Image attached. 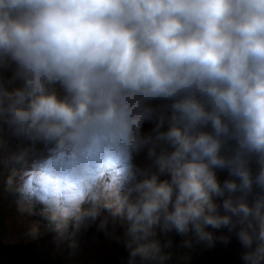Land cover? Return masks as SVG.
<instances>
[{
	"label": "clouds",
	"instance_id": "1",
	"mask_svg": "<svg viewBox=\"0 0 264 264\" xmlns=\"http://www.w3.org/2000/svg\"><path fill=\"white\" fill-rule=\"evenodd\" d=\"M97 127L153 162L129 164L114 193L128 264L170 259L160 233L211 246L209 228L264 264V0H0V129L63 144ZM59 179L42 174L38 198L67 220L49 190Z\"/></svg>",
	"mask_w": 264,
	"mask_h": 264
},
{
	"label": "rangeland",
	"instance_id": "2",
	"mask_svg": "<svg viewBox=\"0 0 264 264\" xmlns=\"http://www.w3.org/2000/svg\"><path fill=\"white\" fill-rule=\"evenodd\" d=\"M11 74L10 69L4 70L5 76H11ZM57 90H59L58 86ZM154 103L160 104L162 102L156 101ZM167 126L165 124L163 130H166ZM154 127V121L145 122L141 132H153ZM101 128L88 130L85 135L87 136L86 144L76 152L77 155H81L78 159L80 165L77 168L74 166V168L77 175L83 177L84 181L90 184L95 183L97 187L103 184L105 193L101 189H97L95 196L83 198L75 190L77 182L72 184L67 179L65 181L71 183V188L67 189L66 194H64L65 182L61 185L53 181L49 186V190L53 191L58 198L60 207L73 213L67 220L60 216L59 210L56 212V218L53 219V213L45 203V208L42 209L37 206L32 208V204L37 201L41 202L38 197L44 195L39 182L40 176L47 174L45 170L53 168V164L57 163V161L54 162L53 152H60L63 155L67 147L68 153L73 155L79 147L75 148L72 141H65L63 144L55 141L35 151L36 149L29 146L37 141H30L23 137L17 138L7 128L0 129V226L4 230L2 239L4 246L8 248L15 245L32 247L35 256L41 257L42 263L47 264H102L111 256V252L116 251L122 244L126 243L125 233L128 222L123 214L117 211L120 205L114 193L121 185L124 186L125 190L130 186L125 183V170L128 166L126 163L122 165L121 162V158L127 161L128 149L125 148L124 154L117 151V144L122 136L125 137V144L128 143L126 135L119 128H117L118 132H106V128L103 127L100 132ZM108 130H111V127ZM96 132H100V137L96 142L102 144L104 156L102 157L99 151H96L98 157L95 156L90 167L89 161L85 160L94 153V149L92 146L89 150L87 146L90 144L91 137L95 142ZM83 155L84 162H80ZM66 158L68 156L64 157V159ZM50 161L53 163L50 164ZM61 163H65V161H61ZM133 163L131 164L133 165ZM152 167L153 164H150L149 168ZM134 168L140 169L135 163ZM33 171L40 176L36 177L32 183V178L27 177ZM13 174L16 178L11 181L9 178ZM22 176L27 180L26 184L23 185L20 184L19 180V177L24 179ZM8 179L10 180L9 184L13 186V189H10V194L6 193L9 190ZM31 183L32 185L29 186ZM1 185H4L3 189H1ZM17 185L20 187L18 188ZM73 187L75 194L71 192ZM77 205L81 212H87L89 215L77 213ZM92 212H95L96 215H91ZM77 215L80 216L79 219H77ZM90 227H94L96 231L100 230L101 234L88 236L87 232ZM199 250V247H196L189 254L195 255L194 252ZM127 251L128 249L113 255L109 264L113 263L117 255ZM197 256L198 260L202 259L205 256V250L199 251Z\"/></svg>",
	"mask_w": 264,
	"mask_h": 264
},
{
	"label": "water",
	"instance_id": "3",
	"mask_svg": "<svg viewBox=\"0 0 264 264\" xmlns=\"http://www.w3.org/2000/svg\"><path fill=\"white\" fill-rule=\"evenodd\" d=\"M235 145L232 144L226 149L229 155L232 154ZM251 168L253 173L257 171V165L255 159L251 161ZM256 191H259L256 189ZM220 201H217L219 203ZM213 233V242L210 247L217 246V257L212 260L206 261V264H245L242 259L243 253L246 251L237 239L235 232H229L228 229L222 228L220 230L208 229ZM87 232V231H86ZM100 230L96 231L94 227H90L87 232L88 236L100 235ZM222 237L228 239H222ZM171 242L170 246L168 243ZM193 243H208L207 241H199L194 235L189 234L187 236L178 235L175 231L168 232L167 234L162 233V249L164 253H168L175 248L181 247L185 244ZM128 251L116 256L112 264H128ZM8 264H34L30 261V256L26 252H19L15 254ZM170 264H179L177 262H171Z\"/></svg>",
	"mask_w": 264,
	"mask_h": 264
},
{
	"label": "trees",
	"instance_id": "4",
	"mask_svg": "<svg viewBox=\"0 0 264 264\" xmlns=\"http://www.w3.org/2000/svg\"><path fill=\"white\" fill-rule=\"evenodd\" d=\"M22 143V140H21ZM39 145V143H38ZM40 148H36L35 151H38ZM14 178H16V176L13 174L9 179L14 180ZM230 177L228 176L227 171H220L218 172V179L221 181V183L225 180V179H229ZM8 179V186H9V190L6 191L7 194L11 193L10 189H13V186H11L10 180ZM6 184V183H5ZM4 188V185H1V189ZM34 206L45 208L44 205H41L38 202H34L32 204V208ZM0 223H1V219H0ZM3 234H4V230L3 227L0 226V264H8L9 262H11L13 256L19 252H26L30 255V261L34 264H47V263H42L43 261L40 260V258H38L37 256H35V253H33L32 251V247H28V246H23L20 247V245H15V246H11V247H6L4 246L5 244L2 242L3 239ZM158 240L160 241V243L162 242V233L159 234V236L157 237ZM206 246L205 248V255L207 257H210V255L213 256H217V246H213L209 248V243H193L190 244V246H187V244L175 248L174 250H172L171 252H168L167 254H170V259L166 260L164 262V264H170L171 262H177L179 264H206V258L205 256L198 260V256L197 253L198 252H194L195 255H190L189 253L196 247L199 246ZM126 243L122 244L118 249H116V251L111 252V256H109V258L107 260H105V262H103L102 264H109L111 261V258L113 255H115L116 253H118L119 251H123L126 250ZM105 257V256H103ZM102 257V258H103ZM42 259V258H41ZM212 264V263H210Z\"/></svg>",
	"mask_w": 264,
	"mask_h": 264
},
{
	"label": "flooded vegetation",
	"instance_id": "5",
	"mask_svg": "<svg viewBox=\"0 0 264 264\" xmlns=\"http://www.w3.org/2000/svg\"><path fill=\"white\" fill-rule=\"evenodd\" d=\"M58 91H60V90H58ZM106 132H118V129H117V127H111V130H108V128H106ZM141 135L142 136H148V135L154 136L155 133L154 132H141ZM126 141H127V139H126ZM54 142H55L54 140H52V141H37L33 145H31L29 147H33L34 149H36V148L43 147L46 144H50V143H54ZM38 143H39V145H38ZM77 143L78 142H74V147L75 148L77 147ZM125 148L128 149L129 157L127 158V161H125V160H123L121 158V156L119 154V157L121 158L122 165H124L126 163L127 166H128L129 164L134 162L140 169L144 170V169L149 168L150 164H153L152 160L147 155V151H148L147 147H144V148H142L139 151H134L128 146V144L127 145L125 144V137L122 136V138L120 139V141L117 144V151H119V152L124 154ZM131 157L133 158V162H132V158ZM137 157H138V159H136ZM134 163H133V165L132 164L131 165L134 166ZM163 177H165V176H163ZM163 177H161V179ZM165 178H167V177H165ZM205 248H206V246H203V245L199 246V249H200L199 251L205 250ZM215 257H217V256L210 255V257H207L205 255V258L208 261L212 260Z\"/></svg>",
	"mask_w": 264,
	"mask_h": 264
}]
</instances>
